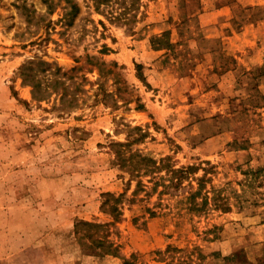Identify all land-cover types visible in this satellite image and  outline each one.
<instances>
[{
	"label": "rangeland",
	"instance_id": "obj_1",
	"mask_svg": "<svg viewBox=\"0 0 264 264\" xmlns=\"http://www.w3.org/2000/svg\"><path fill=\"white\" fill-rule=\"evenodd\" d=\"M121 10L0 0V264H264V0Z\"/></svg>",
	"mask_w": 264,
	"mask_h": 264
},
{
	"label": "trees",
	"instance_id": "obj_2",
	"mask_svg": "<svg viewBox=\"0 0 264 264\" xmlns=\"http://www.w3.org/2000/svg\"><path fill=\"white\" fill-rule=\"evenodd\" d=\"M96 3V8H98L100 5H107L108 3L111 2V0H94ZM117 3L119 2L122 5V10L120 13V16L124 18L126 22H129L132 17H136V12L139 9L140 6V0H116ZM149 44L153 50H166V51H172V43L170 42L169 38V33L165 31L161 36H156L152 37L149 40ZM136 70H137V76L141 79L144 80L143 74L141 73L142 70V65L140 63L136 64ZM118 147L124 146L123 144H117ZM117 156L121 160V163L123 162L128 169H132L133 171L137 172H152V171H157L163 167L160 162L155 161L154 159L146 156H142L141 154H132L128 159L123 160L121 156L122 155V150L117 151ZM123 164V166H124ZM194 168L193 167H187L185 169H180V170H171L173 174L180 173L181 175H187L189 174ZM203 181V178L198 179V182L200 183ZM201 189L199 191H194L191 194V204L193 205L194 210H202L201 206H198V203H196V200L198 196H200ZM203 197L204 202L203 203H209V196L208 194H203L201 195ZM220 195H215L213 198H211V205H213L216 209H220L222 211H229V205L226 201H219ZM223 200V199H220ZM225 200V199H224ZM87 226V227H102L103 225H98L95 223H90V222H79V226ZM210 230L208 233H212ZM84 236L88 237L89 233H86L81 235V238H84ZM91 242L94 244L95 247H103V251L110 252V251H115L114 246L109 242V240L105 239L104 237H100L98 239H93ZM178 250L175 247H172L171 245H168L167 248L165 249L164 253L167 254V258L169 259L168 264H194V258L199 259L202 258L201 255V249L200 248H194L192 251H189L186 253V260L179 261V263H175L174 261V252H177ZM162 253V252H161ZM163 253V254H164Z\"/></svg>",
	"mask_w": 264,
	"mask_h": 264
}]
</instances>
